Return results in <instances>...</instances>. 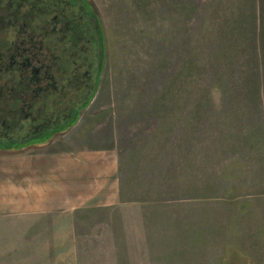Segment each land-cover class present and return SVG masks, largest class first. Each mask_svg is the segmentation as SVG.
<instances>
[{
  "label": "rangeland",
  "instance_id": "374dc122",
  "mask_svg": "<svg viewBox=\"0 0 264 264\" xmlns=\"http://www.w3.org/2000/svg\"><path fill=\"white\" fill-rule=\"evenodd\" d=\"M85 3L95 89L76 127L97 126L146 193L78 213L77 264H264V0ZM11 31L0 21V37ZM30 224L0 217V264L62 252Z\"/></svg>",
  "mask_w": 264,
  "mask_h": 264
},
{
  "label": "flooded vegetation",
  "instance_id": "af4514ba",
  "mask_svg": "<svg viewBox=\"0 0 264 264\" xmlns=\"http://www.w3.org/2000/svg\"><path fill=\"white\" fill-rule=\"evenodd\" d=\"M5 8L10 14H0V21L12 31L0 37V150L10 151L47 143L75 125L82 102L95 89L89 85L94 62L81 55L82 40L89 36L93 44L98 26L85 0H0ZM24 19L34 28L17 27ZM6 70L13 76L2 79Z\"/></svg>",
  "mask_w": 264,
  "mask_h": 264
},
{
  "label": "crops",
  "instance_id": "0c3cea01",
  "mask_svg": "<svg viewBox=\"0 0 264 264\" xmlns=\"http://www.w3.org/2000/svg\"><path fill=\"white\" fill-rule=\"evenodd\" d=\"M78 122L47 143L0 153V217L30 221L33 237L53 230L46 243L62 252L52 264H77L71 247L78 213L120 205L125 193H146L126 178L117 146L95 133L97 126L84 123L78 131Z\"/></svg>",
  "mask_w": 264,
  "mask_h": 264
},
{
  "label": "trees",
  "instance_id": "16d2710c",
  "mask_svg": "<svg viewBox=\"0 0 264 264\" xmlns=\"http://www.w3.org/2000/svg\"><path fill=\"white\" fill-rule=\"evenodd\" d=\"M74 124V122L72 123V124H69L68 125V127L67 128H65L62 132H65V131H67L69 128H71L72 127V125ZM16 150H19V149H16Z\"/></svg>",
  "mask_w": 264,
  "mask_h": 264
}]
</instances>
